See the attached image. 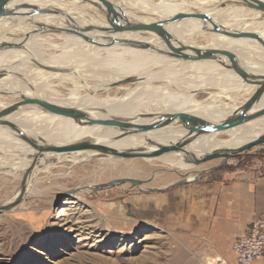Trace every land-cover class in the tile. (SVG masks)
<instances>
[{"label": "bare ground", "instance_id": "1", "mask_svg": "<svg viewBox=\"0 0 264 264\" xmlns=\"http://www.w3.org/2000/svg\"><path fill=\"white\" fill-rule=\"evenodd\" d=\"M89 1L95 3V0ZM108 1L117 5L119 25L159 22L178 13H203L222 30L256 33L264 43V15L233 5L235 0H159L155 5L153 0L152 4L143 0L144 6H140V0H119L123 5L119 1ZM224 3L229 4L220 9ZM8 7L16 8V12L13 17L0 19V42L17 43L21 48L0 51V72H4L0 78V110L22 97H33L57 106L87 111L96 118H126L136 125H144L158 115L166 114H181L201 124H215L245 105L255 91V86L244 83L233 70L214 60L185 61L170 57L165 54L169 53L167 46L152 33L113 32L102 11L83 0H12ZM164 27L170 35V45L184 56L193 55L190 49L225 50L237 57L240 67L247 73L264 75V49L257 41L200 31L203 30L202 22L192 18ZM206 27H210L208 23ZM67 28L77 29L89 42L55 30ZM39 30L43 36H34ZM122 41L144 43L149 49L126 45ZM206 70L207 73L203 72ZM101 76L105 81L100 80ZM125 78L128 83L117 87L127 94L125 98H97L102 90ZM54 82L71 88L67 98L57 100L45 95L46 92L53 93ZM155 82L158 84L153 85ZM188 92H207L208 97L198 101ZM262 107L264 93L254 109ZM95 109H103L106 114L94 112ZM147 115L150 118H146ZM4 120L15 124L26 136L57 147L92 139L98 145L117 151L149 153L161 145L186 143L178 152L145 158L156 159L179 172L202 165L197 162L212 153H236L245 144L264 136V115L241 126L204 134L193 140H189L187 131L171 121L145 134L117 137L114 129L74 124L69 118L42 112L32 105L18 108ZM225 133L231 136L230 140L216 139L218 134ZM96 155L94 152L38 154L12 132L0 128V172L11 174L16 170L24 181L22 190L0 209L29 197L26 191L35 183L37 172H46L49 166L64 158L84 161ZM96 160L111 162L118 159L99 157ZM191 174L196 177L197 172ZM191 174L185 180H193ZM26 186L28 189L24 191ZM137 187L145 186L137 182Z\"/></svg>", "mask_w": 264, "mask_h": 264}, {"label": "rangeland", "instance_id": "2", "mask_svg": "<svg viewBox=\"0 0 264 264\" xmlns=\"http://www.w3.org/2000/svg\"><path fill=\"white\" fill-rule=\"evenodd\" d=\"M145 1L140 0V6ZM153 1L155 5L159 0ZM41 32L34 36H43ZM117 87L102 90L97 98H125L127 94ZM51 90L53 93L45 95L64 100L71 88L54 82ZM188 93L198 101L208 97L207 92ZM230 138L226 133L216 136L222 142ZM98 158H64L46 172H37L35 183L30 189L24 188L29 190V197L0 210V264H200L205 248L190 240L181 226L180 219L189 212L172 209L171 215L167 214L162 197L176 188L213 183L223 172L264 174V146L253 147L224 163L206 162L187 172H179L156 159L100 162ZM196 172V182L173 186ZM8 174L0 172V206L21 190L20 172ZM120 179L136 180L145 187L109 186Z\"/></svg>", "mask_w": 264, "mask_h": 264}, {"label": "water", "instance_id": "3", "mask_svg": "<svg viewBox=\"0 0 264 264\" xmlns=\"http://www.w3.org/2000/svg\"><path fill=\"white\" fill-rule=\"evenodd\" d=\"M12 0H0V19L10 18L15 16L16 8H9L8 5ZM85 3H89L92 6L96 7L100 11H102L103 16L105 17L106 22L109 24L111 30L113 32H125V31H140V32H148L156 35L160 38L164 44L167 46L169 53H165L170 57L176 59H184L185 61L191 60H214L221 65L230 68L233 70L241 80L248 84L255 86V91L250 99L240 107L235 110L231 115L224 118L222 121L215 124H201L197 120L181 115V114H166V115H158L153 118L152 121L144 125H136L133 124L131 120L122 118V117H107V118H96L92 116L89 112L69 108L62 107L51 104L47 101L40 100L38 98H25L22 97L19 101L12 103L11 105L5 107L0 110V128H4L12 132L18 139L22 140L30 149L36 151L38 154L41 153H53V154H70L75 152H94L97 155L95 157H104L118 160H128V159H140V158H157L168 152H178L182 150L186 143L182 144H172V145H161L158 146L155 151L145 153L143 150H123L117 151L107 146H102L96 144L92 139H85L73 144L57 147L45 144L41 141L34 140L31 137H28L21 131L19 127L15 124L5 121L4 119L15 112L18 108L26 105L36 106L42 112L66 117L71 119L74 124L82 125V126H98L105 129H114L117 131V137L129 136V135H141L153 130H156L162 126H164L168 122L176 123L181 129L188 132L189 140H193L204 134H211L215 132L225 131L231 128H235L246 124L247 122L253 121L264 115V107L261 109H254L256 104L259 102L262 94L264 93V75H255L249 74L243 68L240 67L239 61L237 57L231 52L220 50V49H208V50H195L190 49L193 53L191 56H184L180 53L178 49H175L170 45V35L165 30V25L173 22L181 21L185 18H192L195 20H199L202 22L204 31L213 34H219L227 38L232 39H251L257 41L261 47L264 49V43L261 41L259 35L251 32L237 31V30H222L216 24L210 21L209 17L203 13H178L173 15L169 19L154 22V23H127L125 25H119L118 18L116 14L117 7H115L108 0H95V3L89 0H83ZM237 6L247 8L252 11L259 12L264 15V2L259 0H235L234 1ZM45 14H51V11H42ZM209 24V28L206 27V24ZM58 32L66 33L74 36H78L86 42L89 40L83 37L79 31L75 28H67V29H55ZM99 30H102L99 29ZM123 44L137 46L141 49H149V46L144 43H135L130 41H122ZM20 44L11 43V42H0V51L10 50V49H20ZM44 69V68H41ZM4 76V72H0V78ZM127 81H123L119 84H127ZM111 85L110 88L118 86ZM94 94V93H90ZM94 112H98L101 114H106V111L103 109H95ZM146 118H150V116H145ZM189 142V141H188ZM264 145V136L259 137L255 141L245 144L242 146L238 152L236 153H212L202 160L198 161V164H204L213 160H221L223 163L232 159V157L243 153L245 151L250 150L253 147ZM200 175V174H199ZM199 179L198 176L194 177L193 180L182 181L173 186H179L190 182H196ZM23 180L21 181V190L23 186ZM121 184H131L137 186V182L132 179H120L118 181H114L109 184V186H117ZM151 191V190H150ZM153 191V190H152ZM19 201H15L11 203L4 209L13 207Z\"/></svg>", "mask_w": 264, "mask_h": 264}, {"label": "crops", "instance_id": "4", "mask_svg": "<svg viewBox=\"0 0 264 264\" xmlns=\"http://www.w3.org/2000/svg\"><path fill=\"white\" fill-rule=\"evenodd\" d=\"M161 201L169 215L172 209L189 212L180 221L190 240L232 263V245L248 232L254 219L264 221V174L223 172L213 183L176 188Z\"/></svg>", "mask_w": 264, "mask_h": 264}, {"label": "built area", "instance_id": "5", "mask_svg": "<svg viewBox=\"0 0 264 264\" xmlns=\"http://www.w3.org/2000/svg\"><path fill=\"white\" fill-rule=\"evenodd\" d=\"M233 262L229 263L220 256H211L203 251L200 264H252L254 260H264V221L254 219L248 232L241 236L231 247Z\"/></svg>", "mask_w": 264, "mask_h": 264}]
</instances>
